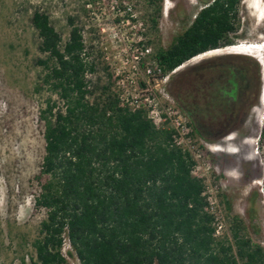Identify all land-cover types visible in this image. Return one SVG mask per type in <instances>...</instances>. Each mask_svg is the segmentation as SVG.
<instances>
[{"label": "trees", "instance_id": "trees-1", "mask_svg": "<svg viewBox=\"0 0 264 264\" xmlns=\"http://www.w3.org/2000/svg\"><path fill=\"white\" fill-rule=\"evenodd\" d=\"M162 2L144 0L143 20V50L159 78L241 37L242 0H207L163 47ZM30 22L45 55L36 61L35 89L50 96L40 111L39 173L47 180L34 200L45 217L28 264H70L64 238L79 264H264L263 246L223 195L225 225L216 235L206 184L193 174L194 157L172 144V129L157 128L143 105L124 102L111 75L88 77L96 63L87 60L91 44L80 28L72 26L63 40L45 12L34 10ZM172 80L169 93L192 133L209 143L237 129V117L257 103L262 85L260 66L248 54L218 56Z\"/></svg>", "mask_w": 264, "mask_h": 264}, {"label": "rangeland", "instance_id": "rangeland-1", "mask_svg": "<svg viewBox=\"0 0 264 264\" xmlns=\"http://www.w3.org/2000/svg\"><path fill=\"white\" fill-rule=\"evenodd\" d=\"M204 1L163 0L158 24L163 47L184 29ZM242 5L245 17L237 45L259 46L246 49L254 54L251 56L261 70L257 103L247 115L240 113L237 129L219 142L209 143L191 132L190 149L196 166L201 168L198 177L206 185L215 186L223 215L222 198L264 248V0H242ZM36 9L49 15L63 40L72 26L80 28L91 44L87 60L96 63L89 78L106 79L111 75L124 102L141 104L148 110L155 106L158 110L178 108L169 93L175 86L174 76L231 54H200L159 78L161 72L146 71L153 61L143 50L147 32L143 25L144 0H0V264H21L22 259L29 263L34 254L31 242L45 217L34 203L47 180L39 173L44 154L40 111L50 96L45 88L35 89L41 72L36 61L45 58L37 49L39 40L30 22ZM68 251L64 238L63 254L70 264H79Z\"/></svg>", "mask_w": 264, "mask_h": 264}, {"label": "built area", "instance_id": "built-area-1", "mask_svg": "<svg viewBox=\"0 0 264 264\" xmlns=\"http://www.w3.org/2000/svg\"><path fill=\"white\" fill-rule=\"evenodd\" d=\"M147 51H149V49L144 50L146 53ZM152 65V67L147 68V73L150 74L151 69L153 74H155V71L160 73L159 68L154 64V62H152ZM149 116L157 128L167 127L165 125L166 123L170 124V129H172V144L181 147L183 150H187L194 157L192 150L190 149V144L192 141L190 134L192 132V128L189 125V119L180 108L172 109L170 107H166L163 110H158V108L155 106L152 108V110H149ZM200 170V166H195L193 174L198 177L197 173ZM202 175L204 174L202 173ZM203 193L206 195V200L208 203L207 209L215 215L216 235H220L225 225V221L216 188L210 184L206 185L205 191Z\"/></svg>", "mask_w": 264, "mask_h": 264}, {"label": "flooded vegetation", "instance_id": "flooded-vegetation-1", "mask_svg": "<svg viewBox=\"0 0 264 264\" xmlns=\"http://www.w3.org/2000/svg\"><path fill=\"white\" fill-rule=\"evenodd\" d=\"M237 46H241V45H237V44H235V45H231V46H227V47H224V49L223 48H221V49H213V50H210V52L209 51H207L206 53H203L204 55H206V54H213V53H220V52H227V53H236V54H249V55H253L254 56V54H252L250 51H247L246 49H244V48H240V49H233V50H230V51H226V49L228 48V47H237ZM247 46V45H246ZM214 51V52H213ZM259 61V60H258ZM264 95V93H262V96ZM261 101H262V98H261Z\"/></svg>", "mask_w": 264, "mask_h": 264}, {"label": "bare ground", "instance_id": "bare-ground-1", "mask_svg": "<svg viewBox=\"0 0 264 264\" xmlns=\"http://www.w3.org/2000/svg\"><path fill=\"white\" fill-rule=\"evenodd\" d=\"M240 48H244V49H250V48H254V49H257V48H259V46L258 45H249V46H237V47H228L227 49H226V51H230V50H233V49H240ZM224 49V48H223ZM210 52V51H209ZM214 52V51H213ZM206 53V52H205Z\"/></svg>", "mask_w": 264, "mask_h": 264}, {"label": "clouds", "instance_id": "clouds-1", "mask_svg": "<svg viewBox=\"0 0 264 264\" xmlns=\"http://www.w3.org/2000/svg\"><path fill=\"white\" fill-rule=\"evenodd\" d=\"M262 93H264V89H262ZM261 98H262V101L264 102V95L263 96L261 95Z\"/></svg>", "mask_w": 264, "mask_h": 264}, {"label": "water", "instance_id": "water-1", "mask_svg": "<svg viewBox=\"0 0 264 264\" xmlns=\"http://www.w3.org/2000/svg\"><path fill=\"white\" fill-rule=\"evenodd\" d=\"M231 54H236V53H231Z\"/></svg>", "mask_w": 264, "mask_h": 264}]
</instances>
